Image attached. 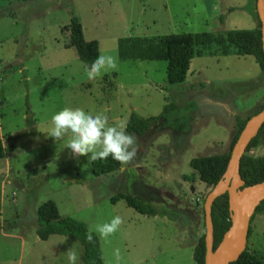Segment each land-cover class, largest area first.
Wrapping results in <instances>:
<instances>
[{
  "label": "rangeland",
  "instance_id": "obj_1",
  "mask_svg": "<svg viewBox=\"0 0 264 264\" xmlns=\"http://www.w3.org/2000/svg\"><path fill=\"white\" fill-rule=\"evenodd\" d=\"M256 13V0H0V264H68L70 247L83 264L77 239L36 235L37 208L48 199L88 230L116 215L124 219L109 242L96 234L103 264H114L116 248L121 264H196L193 250L213 185L184 175L195 173L191 158L229 151L237 117L264 105V71L252 56L234 47L225 55L213 43L189 59L182 81L171 83L165 60H122L117 40L252 29ZM71 14L84 38L98 42L99 55L118 58L117 70L88 80L69 44ZM167 103L192 104L188 129L152 124L142 135L127 131L137 156L113 172L93 174L86 156L74 158L65 147L66 137L48 135L52 115L65 107L104 112L118 124L132 112L158 115ZM245 153L264 156V142ZM118 192L142 197L158 213L141 214L122 199L112 203ZM250 228L248 250L264 264V211Z\"/></svg>",
  "mask_w": 264,
  "mask_h": 264
},
{
  "label": "trees",
  "instance_id": "obj_2",
  "mask_svg": "<svg viewBox=\"0 0 264 264\" xmlns=\"http://www.w3.org/2000/svg\"><path fill=\"white\" fill-rule=\"evenodd\" d=\"M256 17L258 15L256 13ZM223 19V15H220ZM69 44L75 49L78 58L85 66L91 63L99 55L98 42L86 40L83 35L82 25L78 17L71 14L69 24ZM216 44L223 54H228L234 47V52L239 56L250 55L254 58L259 68L264 71V51L262 46L261 22L252 29H233L224 34L211 31L181 32L162 35L159 38L125 36L117 40L118 57L122 60H165L167 62V80L171 83L182 81L188 69V62L194 55H201L203 48L210 44ZM186 104L181 109L175 103H167L158 115L143 117L135 112L130 114L126 131L137 135L144 134L152 124H160L174 131H186L189 126V107ZM28 110V109H27ZM192 111V110H191ZM258 111V110H257ZM28 112V111H27ZM247 118L237 117L236 132L227 153L201 155L190 159V166L196 173L184 175L188 180L198 179L208 185H214L221 179L230 156V151L237 136L242 130ZM27 122L32 126L29 116ZM32 132H35L34 129ZM31 132V133H32ZM264 142V123L257 134L249 142L246 152ZM3 150L0 147V157ZM120 163L114 161L111 156L106 160L91 162L92 172L101 175L113 172L120 168ZM239 174L244 180V185H251L264 180V156H252L244 154L240 159ZM124 200L126 205L137 212L146 215H155L158 211L142 197L118 192L111 197V202ZM264 211V200L255 208L250 218ZM213 223V248H215L223 234L230 226V212L228 207V194L224 192L217 196L211 207ZM36 235L41 240H46L50 235L59 234L77 239L83 247L81 261L83 264H103L102 252L98 236L93 232V243H88L86 234L87 224L71 216L59 214L57 205L53 200H45L37 208ZM251 233L249 225L248 236ZM205 225L202 235L199 237L194 250L193 259L196 264H205ZM229 264H263V262L246 248L239 257Z\"/></svg>",
  "mask_w": 264,
  "mask_h": 264
},
{
  "label": "clouds",
  "instance_id": "obj_3",
  "mask_svg": "<svg viewBox=\"0 0 264 264\" xmlns=\"http://www.w3.org/2000/svg\"><path fill=\"white\" fill-rule=\"evenodd\" d=\"M117 68V57L100 54L91 65L86 66L85 70L88 80L94 81ZM51 124L48 135L55 141L66 137L65 147L70 150L74 158L86 156L91 162H96L111 156L121 165H128L137 156L136 138L127 133L126 122L110 124L109 117L104 112L92 114L81 108L65 107L52 115ZM123 223L124 219L116 215L109 221L95 224L89 228L86 240L88 243H93V232H95L101 240L109 242V237L115 235ZM66 255L68 264H78L79 256L74 247H70ZM113 257L114 264H121L123 257L119 248L114 249ZM109 264L113 262L110 261Z\"/></svg>",
  "mask_w": 264,
  "mask_h": 264
},
{
  "label": "water",
  "instance_id": "obj_4",
  "mask_svg": "<svg viewBox=\"0 0 264 264\" xmlns=\"http://www.w3.org/2000/svg\"><path fill=\"white\" fill-rule=\"evenodd\" d=\"M256 10L261 22L262 46L264 51V0H256ZM264 123V106L245 122L230 151L226 169L219 181L207 193L203 210L205 225V264H229L236 260L246 248L250 218L255 208L264 200V180L244 185L239 174L240 159L245 154L251 139ZM16 187L18 183L14 181ZM227 192L230 226L218 245L213 248V223L211 207L220 194Z\"/></svg>",
  "mask_w": 264,
  "mask_h": 264
},
{
  "label": "crops",
  "instance_id": "obj_5",
  "mask_svg": "<svg viewBox=\"0 0 264 264\" xmlns=\"http://www.w3.org/2000/svg\"><path fill=\"white\" fill-rule=\"evenodd\" d=\"M53 235H55V234H53ZM57 235H59V234H57ZM51 236V235H50ZM62 236H64V235H62ZM67 237V236H66ZM69 238V237H68Z\"/></svg>",
  "mask_w": 264,
  "mask_h": 264
},
{
  "label": "flooded vegetation",
  "instance_id": "obj_6",
  "mask_svg": "<svg viewBox=\"0 0 264 264\" xmlns=\"http://www.w3.org/2000/svg\"><path fill=\"white\" fill-rule=\"evenodd\" d=\"M263 106H264V105H263ZM263 106H262V107H263ZM262 107H261V108H262ZM258 110H259V109H258Z\"/></svg>",
  "mask_w": 264,
  "mask_h": 264
}]
</instances>
